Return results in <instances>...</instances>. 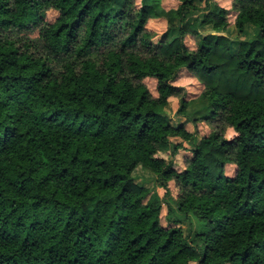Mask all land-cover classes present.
I'll use <instances>...</instances> for the list:
<instances>
[{
	"label": "trees",
	"instance_id": "trees-1",
	"mask_svg": "<svg viewBox=\"0 0 264 264\" xmlns=\"http://www.w3.org/2000/svg\"><path fill=\"white\" fill-rule=\"evenodd\" d=\"M163 1L0 0V264H264V0Z\"/></svg>",
	"mask_w": 264,
	"mask_h": 264
},
{
	"label": "rangeland",
	"instance_id": "rangeland-1",
	"mask_svg": "<svg viewBox=\"0 0 264 264\" xmlns=\"http://www.w3.org/2000/svg\"><path fill=\"white\" fill-rule=\"evenodd\" d=\"M217 1L224 8L231 9L232 5L228 0H217ZM139 2H140V0H138V3ZM121 3H122V0H118L117 6L120 7ZM162 4L166 10L176 8L178 5L176 0H164L162 2ZM57 17H58L57 12L49 11L47 13L46 20L48 22H54L57 19ZM229 17H230V23H231V25H233V22H234L235 17H236V13L234 11H231ZM147 28L149 31H151L157 35L156 38L154 39V41L157 42V41H159L161 36L166 32L167 23L164 19H151L147 24ZM209 33H211L210 29H205L203 31V34H205V35H207ZM38 35H39L38 31H36L33 34H31V37L37 38ZM227 35L234 42H238L239 40H244V39H253L255 37V35L251 29H248L246 31V33H244V34H240L235 29V27H233V26L227 31ZM185 42L191 50L196 49V40L194 38L188 36L186 38ZM146 83H147L148 87L150 88L151 92L154 95H156V80L147 79ZM174 85L184 87L186 89L187 94H188L187 100L196 99L200 95L201 91L203 90V86L194 77V75L191 74L187 70H183L180 73L176 82H174ZM179 108H180V101L178 99L171 100L170 106L168 108V114L171 116V118L175 124L179 121L184 122V123H188L187 119L177 115ZM189 128L191 131L195 130V128H192L191 126ZM196 128H197V132H198V139H200L203 136L209 135L213 131V128L211 126L205 124V123H199ZM226 136L228 139H233L236 136V134L232 129H228ZM187 146H189V145L187 144ZM160 156L164 157V158H168V154L167 155L161 154ZM188 156H190L189 153H185V152L181 151L176 157H174L172 159L174 162L175 168L177 170L182 172L183 170L186 169V165H187L186 160L188 159ZM235 170H236V168L233 165H229L226 167V173L228 176H233L235 173ZM134 177L136 178V181L138 184L147 187L148 189L152 190L153 192L159 193L161 196H163L165 194V192L161 188L158 187V185L156 183V177L153 174H151V173H149V172H147L141 168H138L134 172ZM170 189H171L173 196H176L177 190H176L175 186L171 185ZM166 208H167V206H166ZM166 208H164L163 212H162L163 225H166V222L164 220V216L167 213ZM192 221L195 223L194 219H192Z\"/></svg>",
	"mask_w": 264,
	"mask_h": 264
}]
</instances>
